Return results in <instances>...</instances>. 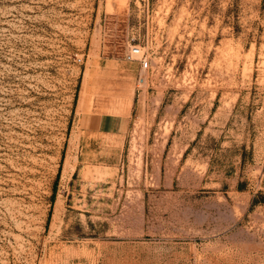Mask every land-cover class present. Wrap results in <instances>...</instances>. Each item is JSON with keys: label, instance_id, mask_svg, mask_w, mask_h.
<instances>
[{"label": "rangeland", "instance_id": "obj_1", "mask_svg": "<svg viewBox=\"0 0 264 264\" xmlns=\"http://www.w3.org/2000/svg\"><path fill=\"white\" fill-rule=\"evenodd\" d=\"M0 264H264V0H0Z\"/></svg>", "mask_w": 264, "mask_h": 264}, {"label": "crops", "instance_id": "obj_2", "mask_svg": "<svg viewBox=\"0 0 264 264\" xmlns=\"http://www.w3.org/2000/svg\"><path fill=\"white\" fill-rule=\"evenodd\" d=\"M88 117L93 122L96 132L110 134L123 132L127 125V119H129V116L114 113H92Z\"/></svg>", "mask_w": 264, "mask_h": 264}, {"label": "built area", "instance_id": "obj_3", "mask_svg": "<svg viewBox=\"0 0 264 264\" xmlns=\"http://www.w3.org/2000/svg\"><path fill=\"white\" fill-rule=\"evenodd\" d=\"M125 60L134 62H139L141 69L138 77L139 84L145 82L146 71L150 69L151 60L148 53L144 50V46L141 43L131 44L129 49L124 55Z\"/></svg>", "mask_w": 264, "mask_h": 264}, {"label": "bare ground", "instance_id": "obj_4", "mask_svg": "<svg viewBox=\"0 0 264 264\" xmlns=\"http://www.w3.org/2000/svg\"><path fill=\"white\" fill-rule=\"evenodd\" d=\"M123 92V91H122ZM124 109V108H123Z\"/></svg>", "mask_w": 264, "mask_h": 264}]
</instances>
